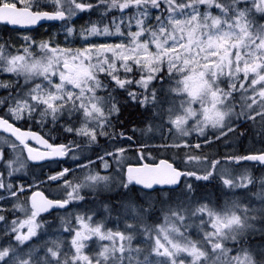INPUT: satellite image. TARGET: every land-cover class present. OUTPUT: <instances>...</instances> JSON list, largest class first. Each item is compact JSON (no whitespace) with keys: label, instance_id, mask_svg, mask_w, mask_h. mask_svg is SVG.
<instances>
[{"label":"snow or ice","instance_id":"1","mask_svg":"<svg viewBox=\"0 0 264 264\" xmlns=\"http://www.w3.org/2000/svg\"><path fill=\"white\" fill-rule=\"evenodd\" d=\"M0 25V264H264V0H0Z\"/></svg>","mask_w":264,"mask_h":264},{"label":"trees","instance_id":"2","mask_svg":"<svg viewBox=\"0 0 264 264\" xmlns=\"http://www.w3.org/2000/svg\"><path fill=\"white\" fill-rule=\"evenodd\" d=\"M0 29H2V28H0ZM41 30H43V29H41ZM0 95H3V92L0 93ZM255 125H257V127H255L254 125L248 127V132H247V134H246V136H245V138L243 140V147H245L246 145L248 146V144H250V145L252 144L253 147H254V145L256 147H259V144L256 141H258V139H259L258 136H257V132L260 131V126H259L258 123L255 124ZM253 131H255V133ZM61 166H69L70 167L71 165H63L62 164ZM54 167H56V165H54V164L53 165H49V166H45L44 171L47 172V171H49V168H54ZM34 171L37 172V173H39L41 171V169L39 167H36L34 169ZM262 171H261V169L259 167H257L256 168V171L254 172V174L255 173L261 174ZM45 187H49V186L48 185H45ZM209 187L211 188V186H209ZM103 199L104 198H102V200ZM159 216L161 217V220L152 221V220H150V217H149V221L150 222H156V223L162 221L163 220L162 219L163 216L162 215H159ZM110 219L114 220V219H116V216H113Z\"/></svg>","mask_w":264,"mask_h":264},{"label":"rangeland","instance_id":"3","mask_svg":"<svg viewBox=\"0 0 264 264\" xmlns=\"http://www.w3.org/2000/svg\"><path fill=\"white\" fill-rule=\"evenodd\" d=\"M3 91L2 90H0V93H2ZM255 127H257V125H254ZM246 147H253V145L251 144H248V146L246 145ZM254 147H256L255 145H254ZM256 171V167H254L253 168V174H254V172ZM264 171V170H263ZM255 176H259L260 174H258V173H255L254 174ZM89 198H91V197H89ZM91 200V199H90ZM101 200H102V198H101ZM91 203H93L94 205H95V207L94 208H92L91 210L95 213V217L94 218H96V219H103L104 220V223H105V225L106 226H108V227H114L115 225H116V223H117V220L116 219H114V221H115V223L114 224H111V223H109L106 219H110V218H112L113 216H115V214L114 213H112V214H109V213H107L106 211H105V209H104V207H103V203H101L100 201H96V202H92V201H90ZM82 207H84L85 208V205H83ZM162 219H163V217H162ZM112 220V219H111ZM150 220H152V221H157V220H153V218L150 216ZM158 220H161V217L159 216V219ZM120 226H121V228H123V221L121 220L120 221Z\"/></svg>","mask_w":264,"mask_h":264},{"label":"bare ground","instance_id":"4","mask_svg":"<svg viewBox=\"0 0 264 264\" xmlns=\"http://www.w3.org/2000/svg\"><path fill=\"white\" fill-rule=\"evenodd\" d=\"M254 133H255V131H253ZM250 136V135H249ZM246 147V146H245ZM262 171V170H261ZM115 214V213H114ZM115 216H116V214H115Z\"/></svg>","mask_w":264,"mask_h":264},{"label":"water","instance_id":"5","mask_svg":"<svg viewBox=\"0 0 264 264\" xmlns=\"http://www.w3.org/2000/svg\"><path fill=\"white\" fill-rule=\"evenodd\" d=\"M34 143V142H33ZM41 163V162H40Z\"/></svg>","mask_w":264,"mask_h":264}]
</instances>
